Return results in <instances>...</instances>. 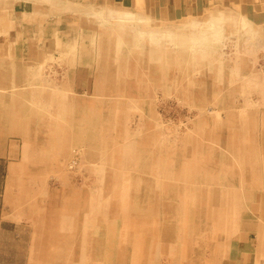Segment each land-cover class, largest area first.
<instances>
[{
    "label": "rangeland",
    "instance_id": "1",
    "mask_svg": "<svg viewBox=\"0 0 264 264\" xmlns=\"http://www.w3.org/2000/svg\"><path fill=\"white\" fill-rule=\"evenodd\" d=\"M63 1L0 0V264H264V0Z\"/></svg>",
    "mask_w": 264,
    "mask_h": 264
},
{
    "label": "bare ground",
    "instance_id": "2",
    "mask_svg": "<svg viewBox=\"0 0 264 264\" xmlns=\"http://www.w3.org/2000/svg\"><path fill=\"white\" fill-rule=\"evenodd\" d=\"M32 1H33V0H32ZM49 1H51V0H49ZM57 1L60 2V0H57ZM57 1H56V0H52V3H54V5H55V4L58 3ZM104 1H105V0H104ZM1 3H2V1H1ZM3 3H4V2H3ZM3 3H2V4H3ZM40 3H41V2H40ZM42 3H43V2H42ZM60 3H61V2H60ZM63 3H64L65 6L69 9V6H68V5H73V4L76 3V2L73 1V0H66V1H63ZM81 3L83 4L84 2H81ZM87 3H88V2H87ZM104 3H105V2H104ZM104 3H103V5H104ZM2 4H1V5H2ZM4 4H5V3H4ZM33 4H34V3H33ZM67 4H68V5H67ZM36 5H37V4H36ZM48 5H49V4H48ZM74 5H75V4H74ZM93 5H97V4L94 3ZM101 5H102V4H101ZM103 5H102V6H103ZM213 5H214V4H213ZM37 6H39V4H38ZM37 6H36V7H37ZM62 6H63V5H62ZM80 6H82V5H80ZM83 6H87V4H86V5H83ZM88 6H89V4H88ZM91 6H92V5H90V7H91ZM60 7H61V6H60ZM92 7H93V6H92ZM98 7H99V6H98ZM206 7H208V6H206ZM212 7H213V6H212ZM4 8H5V7H4ZM37 8H38V7H37ZM41 8H42V7H40V9H41ZM48 8H49V7H48ZM101 8H102V7H101ZM38 9H39V8H38ZM73 9H74V7H73ZM79 9H80V8H79ZM103 9H105V13L108 15V18H110V19H111L112 17H114V18H115V17H116V18L119 17L121 20H124V21H125V20H127L128 18L132 17L133 15H137V14L133 13V11H131V10H127V9H122V10H121V9H117V10H116L115 7H113V9L110 8V7L108 8L107 5H106V7H104ZM206 9H207V8H206ZM206 9H205V10H206ZM84 10H85V9H84ZM92 10H93V9H92ZM210 10H212V9H210ZM2 11H3V10H2ZM2 11H0V12H2ZM80 11H81V10H80ZM85 11H87V13H88V12L91 11V10H89V11H88V10H85ZM81 12H82V11H81ZM103 12H104V11H103ZM2 13H3V12H2ZM93 13H94V12H93ZM29 14H30V13H29ZM95 14H96V13H95ZM97 14H98V13H97ZM234 14H235V13H234ZM83 15H84V14H83ZM85 15H86V13H85ZM209 15H210V14L207 15V18H208ZM87 16H89V15H87ZM87 16H86V17H87ZM90 16H91V18H92V17H94L95 15L93 16V14H92V15H90ZM97 16H98V15H97ZM99 16H100V15H99ZM141 16H142V18H144V19L147 18L145 15H141V14H140V17H141ZM186 16H187V15H186ZM189 16H190V15H189ZM194 17H195V15H194ZM189 18H190V17H189ZM230 18L232 19V17H230ZM110 19H109V20H110ZM195 19H196V17H195ZM195 19H189L190 21L187 20V21H189V23L185 20L187 24H186V23H183L182 25H184V24H186L187 26L189 25L190 29H193V30H194V28H198V27H202V26H204V25H207V21H208V20H205V21H204V20H199V19H198V20H195ZM204 19H205V18H204ZM91 20H92V19H91ZM168 20H170V19H168ZM181 21H182V20H181ZM107 22H108V21H107ZM107 22H106V23H107ZM180 23H181V22H180ZM176 24H177V23H176ZM166 25H167V24H166ZM169 25H170V24H168V26H169ZM174 25H175V24H174ZM174 25H172V26H174ZM180 25H181V24H180ZM172 26H171V27H172ZM187 26H186V27H187ZM171 27H170V29H171ZM182 27H183V26H182ZM186 27H184V28H186ZM33 28H34V27H33ZM165 28H166V27H165ZM165 28H164V29H165ZM173 28H174V27H173ZM173 28H172V29H173ZM177 28H178V27H177ZM167 29H168V28H167ZM178 29H180V28H178ZM178 29H177V30H178ZM162 30H163V29H162ZM175 30H176V29H175ZM177 30H176V32H177ZM183 30H184V29H182V31H183ZM164 31H165V30H164ZM166 31H169V30H166ZM182 31H181V32H182ZM188 31H189V30H188ZM179 32H180V31H179ZM183 32L185 33V30H184ZM2 94H3V93H2ZM0 151H1V150H0ZM10 174H11V173H10ZM101 193H102V192H101ZM99 196H100V195H99ZM19 211H20V210H19ZM26 213H27V212H26ZM17 214H18V213H17ZM145 245H146V244H145Z\"/></svg>",
    "mask_w": 264,
    "mask_h": 264
}]
</instances>
